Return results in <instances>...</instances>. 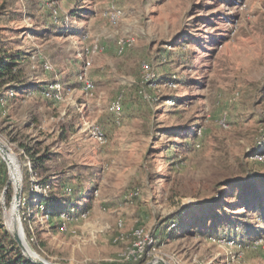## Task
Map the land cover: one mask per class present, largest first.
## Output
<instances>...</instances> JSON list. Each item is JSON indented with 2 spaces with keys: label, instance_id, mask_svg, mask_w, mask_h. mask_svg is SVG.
Instances as JSON below:
<instances>
[{
  "label": "rangeland",
  "instance_id": "rangeland-1",
  "mask_svg": "<svg viewBox=\"0 0 264 264\" xmlns=\"http://www.w3.org/2000/svg\"><path fill=\"white\" fill-rule=\"evenodd\" d=\"M0 42L52 90L0 100V142L40 256L264 264V210L243 205L264 201V0H0ZM26 148L48 154L50 183L73 189L70 213L39 216L29 206L22 216L46 192L27 175ZM0 157V211L13 230L16 187ZM137 229L153 241L134 260Z\"/></svg>",
  "mask_w": 264,
  "mask_h": 264
},
{
  "label": "trees",
  "instance_id": "trees-1",
  "mask_svg": "<svg viewBox=\"0 0 264 264\" xmlns=\"http://www.w3.org/2000/svg\"><path fill=\"white\" fill-rule=\"evenodd\" d=\"M63 31V30H62ZM25 59L26 57L22 52H9L0 42V100L5 99L7 92H11L9 95L10 99L16 94L20 93H30L31 91H45L46 93L52 90H48V84L40 82L39 84L35 85L33 81L29 79L25 70ZM47 86V87H46ZM26 153L30 154L32 166L27 168V175L30 176L33 173L41 184V190L44 189L48 193L41 194L38 196L37 200L39 204H43L44 208L40 209L39 204L36 202H25V206L22 207L21 213L25 212L26 208L33 207L35 208V213L40 215H47L52 218L62 217L63 214L70 213L71 209V193L68 192L65 186V182H60L58 185H54L50 183V180L47 179L46 173L50 171L48 166H46V161L49 159L47 153L38 154V152H34L31 148H26ZM1 158V157H0ZM5 169H4V161L0 160V182L3 186H5ZM264 179V178H263ZM29 186H30V178ZM259 180H262L260 178ZM32 183V182H31ZM231 186H237L238 183L230 182ZM28 187V186H27ZM244 188L245 191L253 194L255 190V186L252 184H248ZM29 188H24V194L26 198V191ZM47 189V190H46ZM60 190L63 191L62 195L56 198V191ZM29 193V190L27 191ZM27 193V194H28ZM68 195V196H67ZM254 196V195H253ZM260 197V196H259ZM28 199V198H27ZM258 196L254 199V202L243 204L244 207L248 211H263L264 210V201L259 200ZM260 201V202H259ZM262 201V202H261ZM233 213H230V215ZM218 215L216 213L211 214L209 220H216L218 219ZM178 225L179 223L176 222ZM249 228V227H248ZM250 231V229H247ZM217 230H214V234ZM249 236L251 234H248ZM144 260L138 262L137 264H142ZM0 264H35L32 262L23 252L22 248L20 247L19 243L15 240L12 233L6 228L2 214L0 211Z\"/></svg>",
  "mask_w": 264,
  "mask_h": 264
},
{
  "label": "bare ground",
  "instance_id": "bare-ground-1",
  "mask_svg": "<svg viewBox=\"0 0 264 264\" xmlns=\"http://www.w3.org/2000/svg\"><path fill=\"white\" fill-rule=\"evenodd\" d=\"M120 14H122V11L121 10H115V11L112 12V15L114 17L119 16ZM93 50H94V52H98L99 51V46L98 45H95ZM82 76L83 75H81V77ZM81 79H83V78H81ZM86 85L91 86L89 84V82H87ZM114 109L116 111H120L121 110V103H120V101H116L115 102ZM98 128H100V127L99 126H93L92 127V133H93V135L95 137H97L99 139H103L104 136H105V134H104L103 130L101 129L102 130V136H101L98 133ZM10 153L6 157V162L8 163L9 169H10L11 174L13 176V180H14L15 187H20V186H22V181L20 180L19 173L17 172V170H16V168H15L13 162H12V158H11ZM14 204H15V202H14ZM15 215H16V225H15V228L13 229V231L14 230H17L19 232L20 236L23 239V236H24V233H25L24 231L25 230H24L23 225H21V223L19 221V218H18V216L16 214V204H15ZM135 236H136V239L135 240L137 242L134 244V247L128 252V254H127L128 256L127 257H130V259L138 260L143 255V253L145 251V245H146L147 241L152 242L153 241V238L151 236L145 235V233H144L143 230L141 231V230H138V229L135 231ZM133 251H135L134 254H133Z\"/></svg>",
  "mask_w": 264,
  "mask_h": 264
},
{
  "label": "water",
  "instance_id": "water-1",
  "mask_svg": "<svg viewBox=\"0 0 264 264\" xmlns=\"http://www.w3.org/2000/svg\"><path fill=\"white\" fill-rule=\"evenodd\" d=\"M9 148L0 142V154L3 156V158L6 160L7 155L9 154ZM8 185L6 186L7 189ZM15 199L14 202L16 204V214L19 218V221L22 224V220H21V215H20V205L22 202V194H23V186L20 187H16V191H15ZM10 232L12 233L13 237L15 238V240L19 243L20 247L22 248L24 254L35 264H61V263H55V262H51L48 261L46 259H44L42 256H40L34 249V247L31 245V243L29 242L26 233H24L23 239L20 236L19 232L17 230H11L9 228ZM25 232V231H24ZM27 243V244H26ZM165 264V262L161 259H157V260H153V261H149L146 264Z\"/></svg>",
  "mask_w": 264,
  "mask_h": 264
},
{
  "label": "built area",
  "instance_id": "built-area-1",
  "mask_svg": "<svg viewBox=\"0 0 264 264\" xmlns=\"http://www.w3.org/2000/svg\"><path fill=\"white\" fill-rule=\"evenodd\" d=\"M98 133L102 136V130L101 128H98ZM135 253V251H133V254ZM148 254V252H144V256L143 258Z\"/></svg>",
  "mask_w": 264,
  "mask_h": 264
}]
</instances>
